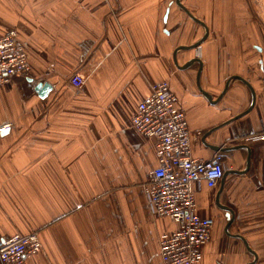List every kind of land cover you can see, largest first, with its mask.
<instances>
[{"label": "crops", "instance_id": "0c3cea01", "mask_svg": "<svg viewBox=\"0 0 264 264\" xmlns=\"http://www.w3.org/2000/svg\"><path fill=\"white\" fill-rule=\"evenodd\" d=\"M175 1L0 0V38L16 30L31 66L0 82V241L38 232L26 264H163L159 235L178 224L152 212L158 139L132 126L163 81L195 158L219 151L230 172L222 187L194 183L215 222L197 264H264V0H182L208 36L177 64L206 29Z\"/></svg>", "mask_w": 264, "mask_h": 264}, {"label": "built area", "instance_id": "2783aa9c", "mask_svg": "<svg viewBox=\"0 0 264 264\" xmlns=\"http://www.w3.org/2000/svg\"><path fill=\"white\" fill-rule=\"evenodd\" d=\"M30 69L27 51L17 31L6 32L0 38V82H9L17 74H28ZM70 80L80 87L86 79L76 74ZM132 126L158 139L160 165L145 183L152 212L155 216L170 217L178 224L175 231L159 235L163 264H197L203 257L202 246L211 239L215 222L198 214L194 183L203 180L211 188L220 183L224 176L222 154L217 151L207 161L195 158L193 133L166 81L152 85L151 93L139 103L132 117ZM255 138L264 139V132ZM42 247L36 231L14 234L0 241V263L26 264L27 258Z\"/></svg>", "mask_w": 264, "mask_h": 264}, {"label": "water", "instance_id": "95a60500", "mask_svg": "<svg viewBox=\"0 0 264 264\" xmlns=\"http://www.w3.org/2000/svg\"><path fill=\"white\" fill-rule=\"evenodd\" d=\"M176 2V4L179 6V7H181L193 20H195L196 22H198V23H200V24H202L204 27H205V29H206V34H205V36L202 38V39H200L199 41H197L196 43H194V44H192V45H190V46H180V47H178V48H176V50H175V53H174V60H175V63L177 64V58H176V55H177V52H178V50L179 49H194V48H198L205 40H206V38H207V36H208V29H207V26L204 24V22H202L201 20H199L197 17H195L191 12H190V10L182 3V0H176L175 1ZM167 15H168V12H167V14H166V16H165V18H167ZM194 61H199V62H201L198 58H194L193 60H191L190 62H188L185 66H183V68H185V67H188L191 63H193ZM236 78H238V79H241L245 84H247L249 87H250V89H251V91H252V94H253V98H254V90H253V88H252V86L246 81V80H244L243 78H241V77H239V76H235ZM40 88H42V91H40V95H44V94H46L50 89H51V85L50 84H48V83H44V84H42V85H40L39 86ZM203 93H204V95H206L209 99H211V96L209 95V94H207L206 92H204L203 91ZM249 110H246L245 112H243L242 114H240L239 116H237L236 118H239V117H242L243 115H245L247 112H248ZM238 148V147H237ZM236 148V149H237ZM214 149H216V150H222V151H226V150H230V148H222V147H220V146H217V147H215ZM250 155V154H249ZM249 161H250V157H248V165H249ZM230 172L229 171H226L225 173H224V176L222 177V179H221V187H222V184H223V182H224V177L227 175V174H229ZM225 210H227V212H228V217L230 218V220L232 221V219H233V215H234V212H233V210H232V208H230V207H226V206H224L223 207ZM227 231H228V228H227ZM229 233V232H228ZM243 240H244V238H242ZM245 241V240H244ZM245 244H246V246H247V248H248V250H250L251 252H253L254 253V255H255V257H257V254L248 246V244H247V242L245 241ZM249 264H254V262H252V263H249Z\"/></svg>", "mask_w": 264, "mask_h": 264}]
</instances>
